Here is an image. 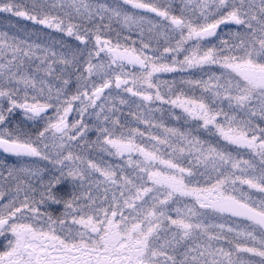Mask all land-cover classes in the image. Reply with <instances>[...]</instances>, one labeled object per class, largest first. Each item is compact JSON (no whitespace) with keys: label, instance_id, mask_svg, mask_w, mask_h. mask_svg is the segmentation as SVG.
<instances>
[{"label":"snow or ice","instance_id":"1","mask_svg":"<svg viewBox=\"0 0 264 264\" xmlns=\"http://www.w3.org/2000/svg\"><path fill=\"white\" fill-rule=\"evenodd\" d=\"M0 13V264H264V0Z\"/></svg>","mask_w":264,"mask_h":264},{"label":"rangeland","instance_id":"2","mask_svg":"<svg viewBox=\"0 0 264 264\" xmlns=\"http://www.w3.org/2000/svg\"><path fill=\"white\" fill-rule=\"evenodd\" d=\"M17 2H27V0H17ZM7 14L4 13H0V30H8L7 29V20L5 19ZM12 22L14 24H19L21 26H27V27H31L32 26V22L28 21L24 18H17V17H11ZM49 32L52 33V35L56 38L59 39L60 35L59 33L55 32L54 30H47Z\"/></svg>","mask_w":264,"mask_h":264},{"label":"flooded vegetation","instance_id":"3","mask_svg":"<svg viewBox=\"0 0 264 264\" xmlns=\"http://www.w3.org/2000/svg\"><path fill=\"white\" fill-rule=\"evenodd\" d=\"M74 115V114H73Z\"/></svg>","mask_w":264,"mask_h":264}]
</instances>
